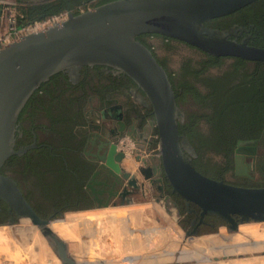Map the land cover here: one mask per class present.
Returning <instances> with one entry per match:
<instances>
[{
	"label": "flooded vegetation",
	"instance_id": "1",
	"mask_svg": "<svg viewBox=\"0 0 264 264\" xmlns=\"http://www.w3.org/2000/svg\"><path fill=\"white\" fill-rule=\"evenodd\" d=\"M82 3L86 4L84 0ZM227 16L204 21L203 27L221 35L226 33L228 40L264 48L255 44L264 38L260 36L264 32L258 30H264V19L257 29L249 17L224 18ZM140 35L137 40L151 50L169 77L177 105L179 142L190 164L199 173L212 179L226 182L225 176H229L230 181L227 183L236 186H264V61L213 55L184 41L156 33ZM148 38L165 41L163 44L168 47L186 48L192 54L171 68L167 62L170 56L167 61L160 59L152 51ZM56 90L57 96L53 93ZM65 91L71 93L70 100L59 102L57 97L62 98ZM188 102L200 110L195 120L189 121L186 111L180 108ZM251 104L255 105L254 108ZM25 120L32 122L28 130L21 125V121ZM124 135L134 144V158L136 155L141 156V160L144 158V174L157 201L175 209L180 218L185 217L188 227L229 224L222 217L224 222H219L210 215L212 213L202 215L199 207L186 202L172 189L160 165L152 106L137 84L112 66L83 64L76 69L70 67L52 74L34 89L21 107L15 125L13 147L25 148L18 159L24 164L36 159L51 166L46 173L49 174L48 178L43 180V187L49 194L56 195L55 190L60 191L70 181L80 185L79 194L71 198L72 203L67 202L71 201L67 198L63 205L50 206L47 213L42 214L35 209L44 219H62L61 216H64L65 224L49 223L57 238L74 237L70 229H77L76 224H91L88 221L93 215L65 217L63 212L52 213L54 210L76 206H107L112 203V199L128 192L123 189L122 170L116 168L120 152L124 157V152L118 148V142ZM153 147L155 151H152ZM213 166L216 173L209 171ZM205 167L208 168L207 173L203 171ZM4 204L0 202L1 223L9 222L12 218L17 221L15 213ZM120 214L115 212L113 218L102 219L100 223L103 228L108 225L110 237L115 236L116 242L119 241L122 224H135V220L131 222L132 218ZM233 219L239 221V216H233ZM219 227L187 231L163 226L150 231L147 240L157 238L158 241H164L170 238L195 241L237 229V226L229 225L226 231H222ZM135 228L139 231L138 227ZM238 232L241 235L261 236L264 224L242 226ZM48 245L52 246L51 243Z\"/></svg>",
	"mask_w": 264,
	"mask_h": 264
},
{
	"label": "water",
	"instance_id": "2",
	"mask_svg": "<svg viewBox=\"0 0 264 264\" xmlns=\"http://www.w3.org/2000/svg\"><path fill=\"white\" fill-rule=\"evenodd\" d=\"M88 1L93 0H84ZM253 1L256 0H111L77 13L70 11L65 20L1 47L0 167L11 155L25 151L13 147L15 125L21 107L34 89L66 68L108 65L130 77L149 99L158 133L160 165L172 189L186 202L199 207L202 215L212 213L229 221L226 226L264 221V187L236 186L209 178L186 159L179 142L177 105L167 72L151 50L137 40L140 34L156 33L213 55L264 61V48L228 40L226 33L221 35L202 24ZM122 157L120 152L116 168L122 170L128 183L135 182L132 174L119 164ZM140 159L141 156H135L136 161ZM142 164L138 171L147 179L143 157ZM0 199L15 217L39 215L16 181L1 172ZM60 212L63 210L52 213ZM233 216H239V221ZM179 226L187 231L202 229L199 225ZM43 232L52 231L45 228Z\"/></svg>",
	"mask_w": 264,
	"mask_h": 264
},
{
	"label": "rangeland",
	"instance_id": "3",
	"mask_svg": "<svg viewBox=\"0 0 264 264\" xmlns=\"http://www.w3.org/2000/svg\"><path fill=\"white\" fill-rule=\"evenodd\" d=\"M21 1L40 2L44 0H0V34L4 33L5 36L2 38L3 44L24 35L28 29L39 30L52 23V21H48L52 17L50 16L33 24L17 27L19 23L17 5ZM98 1L100 0L90 1L85 6L78 7L77 10L93 8ZM65 13L62 12L59 16L66 18L67 14ZM148 39L152 51L160 59L167 61L170 56V60L167 62L170 63L169 67L171 68L192 54L186 48L179 46L172 48L163 44L165 41ZM57 92V90L53 92L55 96L58 95ZM71 96V93L65 91L62 98L61 96L57 98L59 102L62 100L68 102ZM180 108L186 111L189 121L195 120L199 116L200 110L194 104L188 102L186 106L182 105ZM21 125L28 130L31 128L32 122L31 120L21 121ZM120 139L122 142L121 140L118 142V148H122L125 152L121 165L136 179L135 182L128 183L127 179L123 178V189L125 188L128 192L121 197L112 199V203L107 206L62 209L65 217L93 215L88 221L91 224H76V231H72L73 228L70 227L71 235L74 237L60 238L66 243V246L61 244L58 238L53 239L52 246L41 243L36 234L44 239L46 237L38 232L36 229L38 226L30 222L15 221L13 224L0 222V264H264V232L261 236L258 234L241 235L238 232L239 227L263 225L264 221L244 223L232 231H226L228 229L226 225L218 224L217 226H220L219 228L226 233L209 238L202 237L195 241L193 239L170 240V238L164 241H158L157 238V240L148 241L150 231L157 230L159 227L163 228V226H173L179 230V228L181 229L179 225H186L187 222H185V217L180 218L176 214L175 209L165 207L160 200L155 199L148 181L138 171V167L143 164L141 159L136 161L132 154L133 142L127 135ZM152 151H155V147ZM48 167L51 166H46L36 159L28 164H24L19 159L6 164V174L16 181L30 205L41 214L47 213L50 206L63 205L67 198L76 197L80 191V185L70 181L60 191L55 190L56 195L54 196L43 192V180L47 179L49 175L46 174ZM209 171L216 173L217 170L213 166ZM225 177L224 180L229 182V176ZM257 181L259 182L260 179L257 178ZM67 202L72 203L73 200ZM115 212H120V216H126L125 218L129 216V219L132 218L131 222L135 220L136 224L130 223L127 226L126 223L122 224L117 242L114 241L115 236L110 237L108 225L105 228L100 225L102 219L110 220ZM126 221L128 223L127 219ZM65 223L64 218L52 222V224L59 225ZM134 226L138 227L139 231L134 229ZM48 246L51 250L47 249ZM55 254V257L60 260L54 257Z\"/></svg>",
	"mask_w": 264,
	"mask_h": 264
},
{
	"label": "trees",
	"instance_id": "4",
	"mask_svg": "<svg viewBox=\"0 0 264 264\" xmlns=\"http://www.w3.org/2000/svg\"><path fill=\"white\" fill-rule=\"evenodd\" d=\"M82 1L83 0H44V1H40V2L21 1L17 5V9H18L17 20L19 22L17 27H23V26L28 25V24H33L35 22H38V21L45 19L46 17L58 15L62 12L68 13V12L72 11L74 13H77L78 7L86 5V4H83ZM108 1H111V0H100L96 3V5H100V4L106 3ZM263 14H264V0H256V1L250 3L246 6H243L242 8L238 9L237 11H235L231 14H228V16L224 17V18H230V17L233 18L234 16H236L239 19H240V17L242 19H244V18L249 17L250 20L255 23L256 28L258 29V28H260L261 22L264 19ZM258 30L260 32H264L263 29H261L262 31L260 29H258ZM140 36H143V35H140ZM260 36L264 37V35H260ZM255 44L257 46H264V38L262 39V41L258 40ZM262 97H264V95ZM251 105L254 108L255 105H253V104H251ZM262 106L264 108V102L262 103ZM18 158H19L18 155H12V156L8 157L7 160L5 161V163L0 167V172L3 174L7 173L6 172V164L12 162L13 160H18ZM205 168L203 169V171L205 173H207L208 168L207 167H205ZM245 187H264V186H262V185H245ZM42 190H43V192L48 193V190L45 187H43ZM0 202H2V204H4L3 201H1V199H0ZM69 208L84 209V207H81V206L69 207ZM210 215L213 218L220 220L219 222H224L221 217H218L214 214H210ZM0 222H2V221H0ZM184 226L188 227V224H186Z\"/></svg>",
	"mask_w": 264,
	"mask_h": 264
},
{
	"label": "bare ground",
	"instance_id": "5",
	"mask_svg": "<svg viewBox=\"0 0 264 264\" xmlns=\"http://www.w3.org/2000/svg\"><path fill=\"white\" fill-rule=\"evenodd\" d=\"M63 20H65V18L62 19V20H58V22L63 21ZM54 23H55V22H52L51 24L47 25L46 27L51 26V25H53ZM35 27H36V26H35ZM46 27H44V28H42V29H39V30H30V29H28V30H30V31L26 30V31H28L27 33H26V31H25V34H24V35L18 37L17 39H15V40H13V41L11 40V41L7 42L5 45H2V47H5V46L11 44V43H13V42L16 41V40H18V39H20V38H23V37L26 36V35H30V34H32V33L39 32L40 30H43V29H45ZM61 217L64 218L63 215H62ZM16 218H17V221H19V222H24V223H26V222H30L31 224H33V225H35V226H38L37 228H36V227H35V228L38 230V232H40V234L42 233V236L46 237V239H44V238L41 237L40 235L36 234L38 240H39L41 243H46V245H47V244H50V243H52V242L54 241V240H53V237H56V238H57V236H55L52 232H50L49 234L44 233V232H43V229L48 228L49 230H51V229H50V226H49V223L55 222V220H58V219H52V220H50V219H44V218H41L39 215H35V217L31 215V216H29V217H24V218H18V217H16ZM9 223H12V224L15 223V219H14V218L10 219ZM38 232H37V233H38ZM47 235H49V236H47ZM50 236H52V237H50ZM186 236H188V235H186ZM58 240L61 242V244L64 245L63 240H61L60 238H58ZM55 245H56V244H55ZM64 246H65V245H64ZM47 249H50V247L48 246ZM50 250H51V249H50ZM50 250H49V251H50ZM51 252H52V251H51ZM55 256H56V254L54 255V257H55ZM59 257H60V256H59ZM55 258H57V257H55ZM57 259H59V258H57ZM59 260H60V259H59Z\"/></svg>",
	"mask_w": 264,
	"mask_h": 264
},
{
	"label": "built area",
	"instance_id": "6",
	"mask_svg": "<svg viewBox=\"0 0 264 264\" xmlns=\"http://www.w3.org/2000/svg\"><path fill=\"white\" fill-rule=\"evenodd\" d=\"M65 14H67V13H65ZM59 15H61V14H58V15H54V17L52 16L51 18H50V20H48V21H52V22H58V20H60V19H64L63 18V16H59ZM47 21V22H48ZM11 26H13V24H11ZM18 30V29H17ZM12 32V30L10 31V33ZM3 37H5L4 36V33L3 34H0V48L2 47V45H5L6 43H4L3 44V42H2V38ZM18 38V37H17ZM11 41V40H10ZM9 42V41H8ZM121 142H122V140H121ZM124 142H126L125 140H124ZM133 148H134V144H132V148H131V150L133 151ZM121 150L124 152V150L121 148ZM124 155H125V152H124Z\"/></svg>",
	"mask_w": 264,
	"mask_h": 264
}]
</instances>
